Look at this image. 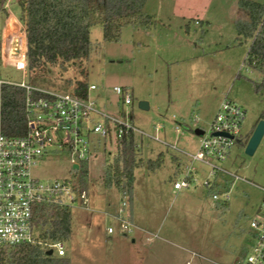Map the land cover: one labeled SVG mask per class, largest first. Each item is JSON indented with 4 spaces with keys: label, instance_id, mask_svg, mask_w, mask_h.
Segmentation results:
<instances>
[{
    "label": "rangeland",
    "instance_id": "obj_1",
    "mask_svg": "<svg viewBox=\"0 0 264 264\" xmlns=\"http://www.w3.org/2000/svg\"><path fill=\"white\" fill-rule=\"evenodd\" d=\"M21 1L7 0V14L0 12V38L4 26H9L1 43L0 80L71 93L54 76L32 84L27 70H21L23 57L19 59L21 55L14 53L12 47L20 42V52H26ZM241 1L146 0L143 16L124 25L117 42L105 41L101 24L91 28L90 38L98 47L87 63V80L98 89L89 92V99L109 114L130 121L140 131L137 134L145 160H155L161 152L165 157L162 167L155 171L146 165L136 170L131 197L114 186L107 187L105 169L118 151L115 130L111 128V137L97 144L96 155L87 162L88 208H78L77 204L69 208L73 230L81 224V217H90V212L117 215L126 201L125 212H135V226L161 227V239L157 241L164 245L166 257L160 264H242L243 250L250 252L253 243L250 223L263 211L264 204V136L252 156L245 152V144L264 117V94L255 90L261 73L245 65L250 41L240 39L237 33V24L249 20L247 11L240 7ZM251 1L264 4V0ZM9 53L10 60L6 57ZM116 87L128 91L131 105L124 104L123 97L114 92ZM225 100L239 106L245 119L226 161L216 162L241 178L230 182V201L224 208L217 206L201 185L175 191L174 184L183 179L189 161L182 151H198L201 136L195 130L209 129ZM141 102L148 104L147 110L140 108ZM175 157L182 161L183 173L178 176L173 175ZM194 165L202 184L209 178L211 168L198 162ZM34 174L42 181H75L66 153L44 157ZM220 179L234 180L228 176ZM94 216L100 217L104 225V216ZM105 223L119 234L117 221L107 215ZM72 243H65L68 251ZM81 262L97 264L90 260ZM108 263L105 260L98 264ZM143 264L156 263L150 257Z\"/></svg>",
    "mask_w": 264,
    "mask_h": 264
},
{
    "label": "built area",
    "instance_id": "obj_2",
    "mask_svg": "<svg viewBox=\"0 0 264 264\" xmlns=\"http://www.w3.org/2000/svg\"><path fill=\"white\" fill-rule=\"evenodd\" d=\"M3 38L2 35L0 44ZM22 55L25 60V54ZM21 70H25V67ZM2 84L26 90V130L24 134L14 136L4 134L0 128V264L14 248L37 243L33 226V215L37 207L44 205L69 209L77 204L78 208H88V192L80 186L81 167L96 155L97 144L111 137V128L115 130L113 134L117 140L129 131L140 133L130 121L119 119L100 109L89 96L85 99L72 93L42 89L26 82L0 80V86ZM97 89L92 84L89 92ZM114 92L123 97L126 106L132 104L128 91L116 87ZM1 112L0 97V115ZM244 119L245 112L234 103L225 100L220 105L209 129L200 128L203 135L198 151L195 154L182 151L189 161L182 175L183 179L174 184L175 191L199 185L208 191L212 186L211 178L219 175H222L221 178L228 176L234 179L233 182L241 180L235 173L223 169L216 162L223 163L228 158L237 136L241 133ZM177 132L180 133L179 128ZM164 144L169 146L165 142ZM171 147L177 149L174 145ZM62 153L69 156L75 181H42L35 176L34 170L41 159ZM196 162L211 168L209 178L202 184L198 180V170L194 165ZM262 191L264 193V189ZM230 193V190L216 192L211 198L215 203L228 202ZM127 205L123 201L118 214L110 217L118 222L121 233L131 236L137 227L125 216ZM250 228L253 232V243L249 247L250 252L247 250L242 258V264H264V204L263 211L251 221ZM107 233L114 234V227H109ZM45 249L47 252L53 251V255L58 257H66L64 242L45 244Z\"/></svg>",
    "mask_w": 264,
    "mask_h": 264
},
{
    "label": "trees",
    "instance_id": "obj_3",
    "mask_svg": "<svg viewBox=\"0 0 264 264\" xmlns=\"http://www.w3.org/2000/svg\"><path fill=\"white\" fill-rule=\"evenodd\" d=\"M6 1L0 0V12L4 14H7ZM145 2L146 0H22L19 6L22 21L26 25L25 59L30 82L33 84L54 76L66 84L72 94L88 98L91 84L87 80V63L98 47L90 38L91 28L101 24L105 41L117 42L122 27L143 16ZM240 7L247 11L249 17L247 22L237 24L238 35L250 41L245 65L261 73V81L255 83V90L258 94H264V4L242 0ZM33 94L38 96L37 93ZM0 97L2 132L14 136L24 134L26 90L2 84ZM164 157L161 152L155 160H145L141 154L138 134L129 131L118 139V151L114 160L106 166L104 183L107 187H116L124 196L131 197L136 170L146 165L155 171L164 164ZM174 160L178 163V176L183 171L182 161L178 157ZM88 174L86 161L80 171L81 188L86 189ZM220 178L219 175L211 179L212 186L208 190L210 196L232 187L230 182L233 181L223 182ZM228 203L218 201L215 204L225 208ZM33 216L37 243L14 248L2 264H70L66 257L48 256L45 249V244L59 241L66 243L70 239L72 213L69 209L42 205L36 208ZM246 251L243 250L242 258Z\"/></svg>",
    "mask_w": 264,
    "mask_h": 264
},
{
    "label": "crops",
    "instance_id": "obj_4",
    "mask_svg": "<svg viewBox=\"0 0 264 264\" xmlns=\"http://www.w3.org/2000/svg\"><path fill=\"white\" fill-rule=\"evenodd\" d=\"M6 23H8V20H6ZM8 28L9 26L6 24L2 33L3 36L6 34ZM6 57L10 60V53ZM3 59L5 60V57ZM24 62L26 69V59ZM173 165H175L173 175H176L178 167L176 160H174ZM90 213L94 214L91 216ZM90 213L88 215V217L90 216L89 218L84 220L82 217L80 218L81 224L78 225L77 229H72L69 239V241L73 242L71 244L72 248L70 251L66 249V258L70 261V264H76L77 261L78 264H83L81 261L84 260L96 261L97 264L105 260L109 262L108 264H143L150 257H153L154 263L160 264V261L165 259V247L163 244H158L157 241V239H161L159 236L161 227L136 226L137 229L131 236H126L121 232L117 234L116 231L114 234L109 235L107 230L112 225L110 223L106 224L105 220L107 215L110 217V213L113 212ZM95 213H99V215L105 217L104 225L101 224L102 219L100 217L94 216ZM125 216L134 224L136 220L135 212L127 210ZM160 241L165 240L162 239ZM70 252L71 257H68Z\"/></svg>",
    "mask_w": 264,
    "mask_h": 264
},
{
    "label": "water",
    "instance_id": "obj_5",
    "mask_svg": "<svg viewBox=\"0 0 264 264\" xmlns=\"http://www.w3.org/2000/svg\"><path fill=\"white\" fill-rule=\"evenodd\" d=\"M16 53L20 54V45H19ZM140 108L142 110H147L148 104L146 102H141ZM194 133L198 136H201V135H203V130H201L200 128H197ZM263 136H264V119L259 122V124L257 125L256 129L254 130V132H253V134H252V136H251V138H250V140L246 146L245 152L247 155L252 156L255 153V151L257 150ZM47 255L52 256L53 251L47 252Z\"/></svg>",
    "mask_w": 264,
    "mask_h": 264
},
{
    "label": "bare ground",
    "instance_id": "obj_6",
    "mask_svg": "<svg viewBox=\"0 0 264 264\" xmlns=\"http://www.w3.org/2000/svg\"><path fill=\"white\" fill-rule=\"evenodd\" d=\"M18 43V44H17ZM16 43V45L13 43V52L15 53V52H17V50H18V47H19V43L20 42H17ZM21 57H23V55L21 54V56H19V59L21 58ZM19 59H17L15 62L17 63V61L19 60ZM24 66H25V62H24V57H23V68H24Z\"/></svg>",
    "mask_w": 264,
    "mask_h": 264
}]
</instances>
